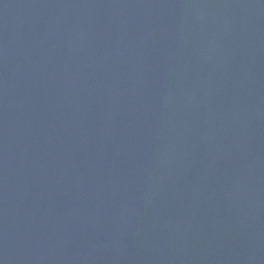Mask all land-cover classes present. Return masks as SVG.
I'll use <instances>...</instances> for the list:
<instances>
[{
  "label": "water",
  "instance_id": "water-1",
  "mask_svg": "<svg viewBox=\"0 0 264 264\" xmlns=\"http://www.w3.org/2000/svg\"><path fill=\"white\" fill-rule=\"evenodd\" d=\"M0 264H264V0H0Z\"/></svg>",
  "mask_w": 264,
  "mask_h": 264
}]
</instances>
